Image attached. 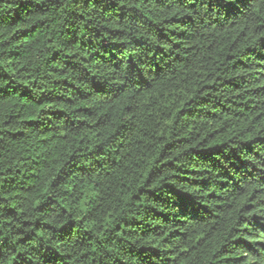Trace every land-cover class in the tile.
<instances>
[{"label":"trees","instance_id":"trees-1","mask_svg":"<svg viewBox=\"0 0 264 264\" xmlns=\"http://www.w3.org/2000/svg\"><path fill=\"white\" fill-rule=\"evenodd\" d=\"M0 264H264V0H0Z\"/></svg>","mask_w":264,"mask_h":264}]
</instances>
